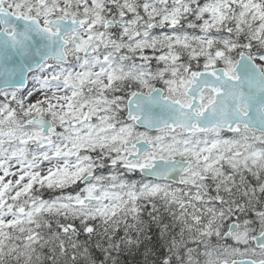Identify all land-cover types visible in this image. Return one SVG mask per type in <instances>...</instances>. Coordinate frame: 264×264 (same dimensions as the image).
<instances>
[{"label": "snow or ice", "instance_id": "snow-or-ice-1", "mask_svg": "<svg viewBox=\"0 0 264 264\" xmlns=\"http://www.w3.org/2000/svg\"><path fill=\"white\" fill-rule=\"evenodd\" d=\"M0 264H264V0H0Z\"/></svg>", "mask_w": 264, "mask_h": 264}]
</instances>
